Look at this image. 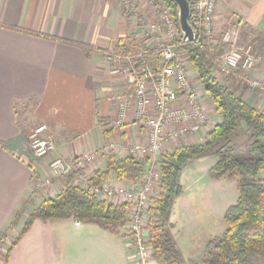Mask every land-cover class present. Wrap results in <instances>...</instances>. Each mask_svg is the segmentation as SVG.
Here are the masks:
<instances>
[{
    "label": "crops",
    "instance_id": "1",
    "mask_svg": "<svg viewBox=\"0 0 264 264\" xmlns=\"http://www.w3.org/2000/svg\"><path fill=\"white\" fill-rule=\"evenodd\" d=\"M125 3H129V10ZM151 4L150 0H0L2 252L20 233L25 212L30 214L44 198L56 195L67 184L70 176L57 179L53 186L38 187V182L49 174L48 162L53 156L72 160L111 141L121 148L146 141V128L136 121L134 87L111 73L107 52L120 45L129 52L147 47L145 33L154 12ZM239 24L243 34L250 30L256 35L258 61L248 77L264 84V0H219L211 37L220 39L223 30ZM42 35L86 42L95 50L86 54L79 47ZM187 65L209 125L206 131L170 140L165 151L203 142L207 131L221 120L197 71L191 63ZM214 75L253 107L264 111L260 90L250 88L245 80L224 78L217 70ZM124 100L130 102L126 121L116 126ZM27 112L33 114L29 121L23 117ZM40 123L48 124L56 136L55 152L43 159L33 155L29 143L31 129ZM122 150L108 152L118 157L130 155ZM106 154L88 166L89 176L105 168ZM71 182L80 185L76 174ZM107 183L131 184L115 175ZM184 192L178 197L179 217L184 214ZM18 211L20 220L14 222ZM176 220L170 225L179 247L188 220ZM135 252L126 227L109 230L74 218H36L10 250L8 259L0 255V264H135Z\"/></svg>",
    "mask_w": 264,
    "mask_h": 264
},
{
    "label": "trees",
    "instance_id": "2",
    "mask_svg": "<svg viewBox=\"0 0 264 264\" xmlns=\"http://www.w3.org/2000/svg\"><path fill=\"white\" fill-rule=\"evenodd\" d=\"M167 2L178 20V6L174 0ZM193 23L192 18H190ZM179 26V22H178ZM250 30L244 31L249 34ZM32 33V32H29ZM35 34V33H33ZM41 35V34H36ZM196 40L186 42L184 48L191 65L197 71L203 90L215 104L221 120L207 131L201 143H191L164 152L160 162V179L155 195L151 198L148 211V227L154 245V258L161 263L171 264L177 257V243L169 230L168 215L174 201L184 192L182 172L191 161L209 155L216 157L210 171L219 178H238L239 197L224 213L226 229L221 236L213 238L204 254L206 264H264V111L253 107L235 91L214 75L215 61L229 49L221 39H214L196 32ZM62 43L79 47L86 54L95 48L86 42L48 36ZM120 53H128L117 46ZM153 53V51H150ZM152 59V55L148 56ZM161 62L157 57L153 60ZM241 131L249 135L247 148L238 145ZM105 168L96 169L89 179V186H100L115 175L131 184L141 183L149 168V159L127 155L118 157L108 152ZM71 172L67 184L58 193L44 198L25 220L20 233L6 252L0 255L7 260L10 250L31 227L36 218H74L82 222L96 223L109 229L126 227L129 216L127 203L115 204L90 193L88 188L74 185ZM125 184V183H124ZM130 184V185H131ZM127 185V184H126ZM30 200V198H29ZM29 200L27 203H29ZM20 220V212L14 222ZM4 234L0 235L2 246Z\"/></svg>",
    "mask_w": 264,
    "mask_h": 264
},
{
    "label": "built area",
    "instance_id": "3",
    "mask_svg": "<svg viewBox=\"0 0 264 264\" xmlns=\"http://www.w3.org/2000/svg\"><path fill=\"white\" fill-rule=\"evenodd\" d=\"M218 1L189 0L192 24L196 32L212 36ZM150 2L158 6L161 19L148 25L145 33L147 47L128 53H119L114 48L107 53V59L112 65L111 73L121 76L134 87L136 121L146 128V141L137 142L127 148H121L115 141H111L107 147L85 151L72 160L53 156L48 162L49 174L38 182V187H50L57 179L75 172L79 186L88 188L91 194L115 204L127 203L130 219L126 228L132 245L136 248L135 264L158 262L154 258L148 211L151 198L159 185L160 162L166 145L170 140L186 136L188 133L206 131L209 125L200 93L189 79L184 48L186 42L181 31L175 32L171 10L164 0ZM124 6L126 10L130 9L129 3ZM242 32L240 24L222 31L220 39L230 47L215 61L216 70L224 78L245 80L250 88L260 90L264 95V84L258 79L248 77L258 58L253 44L240 41ZM164 34L170 36L167 42L164 41ZM150 46H156L157 51H160L161 62H155L153 66V59L148 58ZM129 103L124 100L120 104L116 126L125 123ZM29 143L33 155L38 159L47 158L56 150L55 133L46 123H40L33 128L29 134ZM120 149H126L130 155L149 159V168L142 182L131 185L106 182L100 186H89L91 175L87 173L88 166L109 150L118 152Z\"/></svg>",
    "mask_w": 264,
    "mask_h": 264
},
{
    "label": "rangeland",
    "instance_id": "4",
    "mask_svg": "<svg viewBox=\"0 0 264 264\" xmlns=\"http://www.w3.org/2000/svg\"><path fill=\"white\" fill-rule=\"evenodd\" d=\"M151 5V10H154L155 13L152 12L149 24H152V22L156 23L161 19L158 6L154 4ZM166 5L170 8L169 10H171L170 15L174 20L175 32L178 33L180 32L178 26L179 21L171 6L167 2ZM251 33L252 32H249V34L244 35L242 32L240 41L245 44H253L257 54L258 47L255 43L256 35ZM169 37L170 36L164 34V41L167 42ZM111 49H114V47H111ZM150 50L153 51V53L149 51L153 60L160 57V51H157L156 46ZM227 50L228 49H226L221 56L225 54ZM185 58L188 61L187 64H189L187 52H185ZM214 71H216V69H214ZM219 74L221 75L220 72ZM24 116L29 121L32 119L33 114L29 112L28 114L25 113L23 117ZM248 137L249 135L248 133L246 134L245 131H241L240 135L237 137L238 145L243 149L247 148L249 143ZM215 162L216 157L213 155L195 159L190 162L182 172L181 181L186 189L183 194L184 204L181 206L182 209L184 208V214L183 216L180 214V217L179 214H177L180 206V198H177L168 215V223L172 220L175 221L176 216L178 217L176 220L177 222L181 221L182 217H185L188 222L186 223L185 233L179 241L181 247L179 246L180 248L178 247L177 250L176 258L178 260L174 259L171 264H206L204 262V254L209 248L210 241L215 237L221 236L226 229L224 213L239 197L238 178H219L215 176V174L210 171ZM159 176H161V174ZM262 177L264 179V172L262 173ZM28 217L29 212H25L22 219L26 220ZM171 227L172 226L169 227V230L174 237L173 228Z\"/></svg>",
    "mask_w": 264,
    "mask_h": 264
},
{
    "label": "water",
    "instance_id": "5",
    "mask_svg": "<svg viewBox=\"0 0 264 264\" xmlns=\"http://www.w3.org/2000/svg\"><path fill=\"white\" fill-rule=\"evenodd\" d=\"M174 2L178 6L177 15L183 40L185 42H192L196 40V30L190 21L191 7L189 0H174Z\"/></svg>",
    "mask_w": 264,
    "mask_h": 264
}]
</instances>
